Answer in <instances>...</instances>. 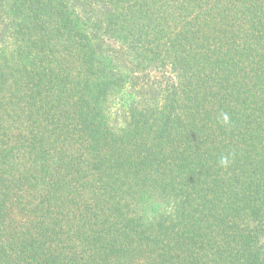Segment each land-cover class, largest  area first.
I'll list each match as a JSON object with an SVG mask.
<instances>
[{
	"label": "trees",
	"instance_id": "16d2710c",
	"mask_svg": "<svg viewBox=\"0 0 264 264\" xmlns=\"http://www.w3.org/2000/svg\"><path fill=\"white\" fill-rule=\"evenodd\" d=\"M103 29L178 78L117 130ZM263 230L264 0H0V264H264Z\"/></svg>",
	"mask_w": 264,
	"mask_h": 264
},
{
	"label": "rangeland",
	"instance_id": "374dc122",
	"mask_svg": "<svg viewBox=\"0 0 264 264\" xmlns=\"http://www.w3.org/2000/svg\"><path fill=\"white\" fill-rule=\"evenodd\" d=\"M140 0H138L139 2ZM97 15L88 13L83 15V19L81 22H83L80 26V29L82 32L87 33L88 32V26H93V22L95 21ZM104 31V29H103ZM98 35L95 33V40L100 41V43L103 45L102 48L104 49L102 53V58H108L109 60H113L111 53L113 52L115 55L116 53L121 54L118 50L125 52V58L129 62L128 70H130L132 73L129 75L135 76L136 78H129L130 81L126 79L124 83H122V88L119 89L118 92L113 90L112 96L107 97V104H109V126L112 130H117L120 127L123 128L125 124V114L123 110L127 108V105H125L126 100L129 102L131 98L134 97L135 94L138 95L142 92V101L145 100L148 96V92L152 88H157V92L159 91V88L167 89L171 85H177L178 82L177 73L172 67L169 59H166L164 61V64L154 63V64H148L147 67L139 69L135 68L136 65L130 63V55L127 53L128 48L126 46V43H122V40L116 36V32L113 30H107L102 32L100 39H98ZM118 49V50H117ZM134 58V56H131ZM61 60H64L66 63H71L74 58H69L68 53L60 58ZM135 62V59H133ZM123 72H127L124 70ZM128 73V72H127ZM141 91V92H139ZM145 92V95L143 93ZM145 97V99H144ZM226 128L218 129V137L222 138L225 134ZM235 131V129L233 128ZM228 133V130H227ZM158 194L152 193L150 196L151 199H153V196H157ZM259 241L264 243V230L259 236Z\"/></svg>",
	"mask_w": 264,
	"mask_h": 264
},
{
	"label": "clouds",
	"instance_id": "9594fccd",
	"mask_svg": "<svg viewBox=\"0 0 264 264\" xmlns=\"http://www.w3.org/2000/svg\"><path fill=\"white\" fill-rule=\"evenodd\" d=\"M221 118H222V122L224 124H228L229 123V117L226 113H222L221 114ZM219 163L221 166L227 167V165L229 164V159L227 156L222 155L219 159ZM158 210L164 213H168L171 212L172 207L171 205H165L163 202H161L158 206ZM151 215V214H150Z\"/></svg>",
	"mask_w": 264,
	"mask_h": 264
}]
</instances>
